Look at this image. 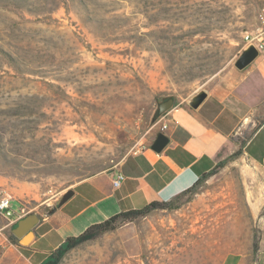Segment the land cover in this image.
Listing matches in <instances>:
<instances>
[{
  "label": "rangeland",
  "instance_id": "rangeland-1",
  "mask_svg": "<svg viewBox=\"0 0 264 264\" xmlns=\"http://www.w3.org/2000/svg\"><path fill=\"white\" fill-rule=\"evenodd\" d=\"M263 11L264 0H0V194L49 215L76 182L147 144L160 101L199 94L233 65ZM235 153L234 180L205 178L59 264H226L247 251L227 264H256L264 168ZM16 225L0 214V257L22 244Z\"/></svg>",
  "mask_w": 264,
  "mask_h": 264
},
{
  "label": "crops",
  "instance_id": "crops-1",
  "mask_svg": "<svg viewBox=\"0 0 264 264\" xmlns=\"http://www.w3.org/2000/svg\"><path fill=\"white\" fill-rule=\"evenodd\" d=\"M257 49L258 55L246 67L238 68L234 63L213 78L212 84L202 90L206 93L204 98L196 94L175 102L157 120L146 145L129 153L116 167L76 182L69 199L54 207L49 215L41 214L31 242L23 247L10 243L0 264H40L67 237L77 236L90 225L121 211L142 208L153 201H168L209 172L205 180L220 181L229 175L230 182L234 178L224 172L231 164L225 165V161L240 149L249 156L253 170L264 168V48ZM163 124L167 125L165 129ZM161 132L169 141L161 152H156L152 144ZM118 175L124 179L115 186ZM19 204L12 200L14 208ZM261 206L251 204L249 211L258 213ZM251 254L229 252L224 261L227 264L250 260ZM253 260L264 264V248L256 251Z\"/></svg>",
  "mask_w": 264,
  "mask_h": 264
},
{
  "label": "trees",
  "instance_id": "trees-1",
  "mask_svg": "<svg viewBox=\"0 0 264 264\" xmlns=\"http://www.w3.org/2000/svg\"><path fill=\"white\" fill-rule=\"evenodd\" d=\"M240 153H242L241 149L238 150L235 154L237 155ZM219 165H222V164L220 163ZM210 173L211 172L204 174L202 176V179L198 183L184 190L183 192L177 194L176 196H174L168 201H153L142 208H135V209L121 211L119 213H116L110 216L109 218L101 222H97V223L90 225L83 233L77 236L67 237L66 240L62 244H60V246L54 252H52L47 259H45L40 264H59L64 254L70 249H73L84 242L95 239L98 236H101L109 231H114L117 228L125 224L135 222L141 217L147 216L151 211L155 209H158V208L165 209V208L173 207V205L178 199H180L186 194L194 193L197 190V187L200 184V182H202L205 178H207L208 175H210ZM12 242L19 244V238L15 234H13ZM19 245L21 247L24 246L22 244H19Z\"/></svg>",
  "mask_w": 264,
  "mask_h": 264
},
{
  "label": "water",
  "instance_id": "water-1",
  "mask_svg": "<svg viewBox=\"0 0 264 264\" xmlns=\"http://www.w3.org/2000/svg\"><path fill=\"white\" fill-rule=\"evenodd\" d=\"M259 51L256 46L253 44L249 45L247 48L243 50V52L238 56L235 64L238 68H244L249 63L252 62V60L258 55ZM200 98H204L206 96L205 92H200L198 95ZM175 103V98L173 96H168L164 100L160 101L158 103V107L156 109V112L153 117V121L160 118L165 112H167L170 108L173 107ZM169 138L168 136L161 132L157 135L155 141L152 144V148L156 152H161L164 148V146L168 143ZM74 193V190L69 189L65 192V194L62 196L61 200L59 201V204L65 202L67 199H69ZM40 218L37 214H28L27 216L21 218L17 221V225L14 228V233L20 237V242L22 244H28L34 237V227L39 223ZM29 241V242H28ZM28 242V243H27Z\"/></svg>",
  "mask_w": 264,
  "mask_h": 264
},
{
  "label": "built area",
  "instance_id": "built-area-1",
  "mask_svg": "<svg viewBox=\"0 0 264 264\" xmlns=\"http://www.w3.org/2000/svg\"><path fill=\"white\" fill-rule=\"evenodd\" d=\"M261 20L264 22V11L260 14ZM247 46L256 43V47L261 49L264 48V30L261 32L256 33H248L245 36ZM167 127L166 124L162 125V129ZM124 179L123 175H118L114 179L115 186L121 184L122 180ZM29 210H27V206L23 204L20 205L18 208H14L12 205V196L8 192H2L0 194V214L6 217L7 219L11 220L12 222H17L21 218L28 215Z\"/></svg>",
  "mask_w": 264,
  "mask_h": 264
}]
</instances>
